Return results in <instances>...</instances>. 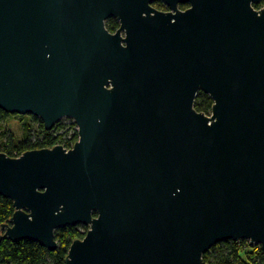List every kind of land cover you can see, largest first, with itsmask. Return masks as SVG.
Segmentation results:
<instances>
[{"label": "water", "instance_id": "1", "mask_svg": "<svg viewBox=\"0 0 264 264\" xmlns=\"http://www.w3.org/2000/svg\"><path fill=\"white\" fill-rule=\"evenodd\" d=\"M154 1L0 0V108L78 128L70 148L0 152V236L55 250L58 227L88 226L65 264H201L226 239L264 251V5Z\"/></svg>", "mask_w": 264, "mask_h": 264}, {"label": "trees", "instance_id": "2", "mask_svg": "<svg viewBox=\"0 0 264 264\" xmlns=\"http://www.w3.org/2000/svg\"><path fill=\"white\" fill-rule=\"evenodd\" d=\"M153 5L159 9L168 8L162 0L154 1ZM263 5L264 0L254 4L257 8ZM186 6L187 4H180L181 8ZM119 25V21L113 16L106 19V27L110 31H116ZM194 104L197 110L209 114L213 99L200 90ZM11 116L23 120L27 118L26 114L8 113L0 108V152L18 156L27 149L51 147L55 144L69 148L78 139L77 124L72 119L69 125L61 119L51 129H46L42 120L32 114H29L30 120L26 119L23 122V134L18 138L5 124ZM33 123L38 124L37 130L33 129ZM13 212V201L0 195V224L8 221ZM87 228L83 224L58 227L55 230V238L58 242L55 250H49L42 243L32 239L13 240L0 236V264H65V257L72 240L83 237ZM201 264H264V251L260 244H251L248 239H226L212 245L203 254Z\"/></svg>", "mask_w": 264, "mask_h": 264}, {"label": "rangeland", "instance_id": "3", "mask_svg": "<svg viewBox=\"0 0 264 264\" xmlns=\"http://www.w3.org/2000/svg\"><path fill=\"white\" fill-rule=\"evenodd\" d=\"M27 115V118H25L24 120L19 118V117H16V116H11L7 119L6 121V126L8 127V129L13 132L18 138L22 136L23 134V122L26 120V119H29L30 120V116L29 114H26ZM71 119L72 118H69V117H63L62 118V121L64 123H66L67 125L70 124L71 122ZM73 120V119H72ZM37 126L38 124L37 123H33V129L37 130Z\"/></svg>", "mask_w": 264, "mask_h": 264}, {"label": "built area", "instance_id": "4", "mask_svg": "<svg viewBox=\"0 0 264 264\" xmlns=\"http://www.w3.org/2000/svg\"><path fill=\"white\" fill-rule=\"evenodd\" d=\"M72 146H73V145H72ZM72 146H71V147H72ZM64 147H65V146H64ZM66 148H67V147H66ZM69 148H70V147H69Z\"/></svg>", "mask_w": 264, "mask_h": 264}, {"label": "flooded vegetation", "instance_id": "5", "mask_svg": "<svg viewBox=\"0 0 264 264\" xmlns=\"http://www.w3.org/2000/svg\"><path fill=\"white\" fill-rule=\"evenodd\" d=\"M80 224V223H79ZM84 225V224H83ZM88 227V226H87ZM88 229V228H87Z\"/></svg>", "mask_w": 264, "mask_h": 264}]
</instances>
